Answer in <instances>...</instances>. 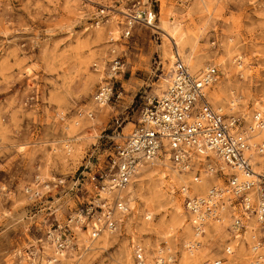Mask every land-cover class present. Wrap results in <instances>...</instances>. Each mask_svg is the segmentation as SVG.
I'll return each mask as SVG.
<instances>
[{
  "label": "rangeland",
  "instance_id": "1",
  "mask_svg": "<svg viewBox=\"0 0 264 264\" xmlns=\"http://www.w3.org/2000/svg\"><path fill=\"white\" fill-rule=\"evenodd\" d=\"M88 1L0 0V264H133L135 243L151 255L176 251L184 263L218 257L246 264V248L229 243L224 229L203 236L194 259L182 253L192 237L178 193L187 178L161 164L141 169L123 191L132 211L118 231L91 240L78 230L75 247L55 254L47 231L67 225L112 144L130 132L146 99L164 89L174 45L191 72L218 70L212 105L246 116L264 110V0H208L204 7L197 0ZM98 5L149 8L157 33L136 25L124 40L118 16L94 25ZM161 26L174 34L173 44ZM111 49L125 62L113 83L121 96L100 108L92 95L107 82ZM28 187L39 195L29 198Z\"/></svg>",
  "mask_w": 264,
  "mask_h": 264
},
{
  "label": "built area",
  "instance_id": "2",
  "mask_svg": "<svg viewBox=\"0 0 264 264\" xmlns=\"http://www.w3.org/2000/svg\"><path fill=\"white\" fill-rule=\"evenodd\" d=\"M115 12L98 5L94 25L108 24L113 14L120 18L116 24L121 27L120 37L124 40L131 37L136 25L157 33L151 9L135 5ZM110 53L107 82L99 85L92 95L97 106L121 96L120 91H114L113 83L124 73L125 62L115 49ZM171 61L164 89L146 99L130 132L122 142L112 144L105 168L89 188L85 203L68 217L67 225H56L47 231L55 254L75 247L78 230H84L91 240L103 232L118 231L123 218L132 211L123 191L141 169L168 164L187 178L178 193L192 237L182 244V253L189 260L194 259L203 246L200 239L207 231L214 234L216 225L225 230L228 240L232 238L229 243L243 244L246 264H264V138L254 139L264 130V110H254L246 120L245 115L231 107L226 110L212 105L208 92L219 78L216 67L208 65L191 72L175 45ZM237 65L241 66L240 59ZM84 116L91 118L92 113L86 112ZM25 193L31 199L39 195L31 187ZM247 231L251 232L249 237ZM233 251L229 246L224 248L226 255H233ZM132 260L133 264H190L170 249L151 255L141 243L132 246ZM198 264H223V261L213 257Z\"/></svg>",
  "mask_w": 264,
  "mask_h": 264
},
{
  "label": "bare ground",
  "instance_id": "3",
  "mask_svg": "<svg viewBox=\"0 0 264 264\" xmlns=\"http://www.w3.org/2000/svg\"><path fill=\"white\" fill-rule=\"evenodd\" d=\"M203 7H204V5L205 4H207V1L208 0H197ZM165 26V25H164ZM161 28V30L163 31V35L164 36H166V38L170 41V42H172V40H173V38H174V34L173 33H171V32H169L168 30H167V28H163L162 26L160 27ZM173 32V31H172ZM175 39V38H174ZM176 43V42H175ZM172 44H173V42H172ZM171 58V57H170ZM100 108H102L101 106H100ZM243 115H245V114H243ZM245 119L246 120H248L249 119V115H245ZM257 137H259V138H264V130H261L260 131V134L259 135H257V136H255L254 137V139H257ZM165 167H167L169 170H171V171H173L171 168H170V166L168 165V164H165ZM173 172H175V171H173ZM176 173V172H175ZM179 175V174H178ZM173 176H175V175H173ZM162 177H163V175H162ZM173 178H175L177 181H179L180 180V177H178V176H175V177H173ZM180 214V213H179ZM179 216V215H178ZM176 217V216H175ZM180 220V219H179ZM177 221V220H176ZM183 221V220H182ZM179 223L181 222V221H178ZM182 223V222H181ZM183 224V223H182ZM175 225V224H174ZM178 224H176V226H177ZM188 225V224H187ZM180 226V225H179ZM213 230L214 231H216V230H219L218 229V226H216V225H214L213 226ZM187 236L189 235V233H190V230H189V228H187L186 227V229H185V232H184ZM207 233H209L208 231H207ZM246 235L249 237L250 235H251V232L250 231H247V233H246ZM83 237V234H81L80 233V236H79V238L81 239ZM79 239V240H80ZM80 242V241H79ZM50 253V252H49ZM60 255H63V253L62 254H60ZM200 255V254H199Z\"/></svg>",
  "mask_w": 264,
  "mask_h": 264
}]
</instances>
